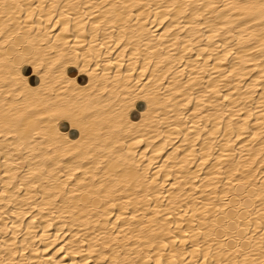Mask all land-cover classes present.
I'll return each instance as SVG.
<instances>
[{
  "label": "bare ground",
  "instance_id": "1",
  "mask_svg": "<svg viewBox=\"0 0 264 264\" xmlns=\"http://www.w3.org/2000/svg\"><path fill=\"white\" fill-rule=\"evenodd\" d=\"M0 264H264V0H0Z\"/></svg>",
  "mask_w": 264,
  "mask_h": 264
}]
</instances>
